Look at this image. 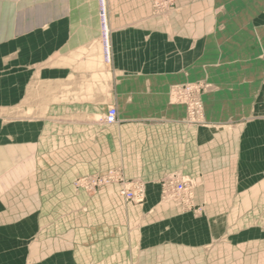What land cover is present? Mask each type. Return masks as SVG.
Wrapping results in <instances>:
<instances>
[{"label":"crops","instance_id":"obj_1","mask_svg":"<svg viewBox=\"0 0 264 264\" xmlns=\"http://www.w3.org/2000/svg\"><path fill=\"white\" fill-rule=\"evenodd\" d=\"M108 6L111 64L97 0H0V56L17 52L16 42L38 63L52 52L57 86L70 83L79 161L100 172L122 167L148 191L178 174L207 201L213 187L264 183V0H177L170 14L152 0ZM198 81L212 89L203 96L207 126L194 128L171 92ZM111 106L117 124L94 118ZM28 147L27 160L19 152L0 160V264L27 258L25 240L11 233L30 215L39 225L41 198L55 189L38 175L35 141Z\"/></svg>","mask_w":264,"mask_h":264},{"label":"rangeland","instance_id":"obj_2","mask_svg":"<svg viewBox=\"0 0 264 264\" xmlns=\"http://www.w3.org/2000/svg\"><path fill=\"white\" fill-rule=\"evenodd\" d=\"M176 2L152 0L167 14ZM44 39H51L49 33ZM100 42L103 46L101 33ZM14 46L17 52L0 56V160L11 161L18 152L27 160L28 143L35 141L38 175L48 174L56 184L41 198L40 224L30 215L21 230L11 233L27 244V258L11 264H264V183L213 187L207 201L196 181L174 174L192 182L189 202L165 194L172 174L162 178L159 189L148 191L145 184L142 202L127 199L122 182L94 190L79 187L82 178L110 172L129 183L138 178L127 179L122 167L100 172L90 169L96 163L79 161L70 83L57 86L52 52L40 54L44 60L38 63L37 55L20 53L25 44ZM211 89L198 81L172 90L171 101L185 107L187 125L207 126L203 96ZM191 103L194 121L188 117ZM106 114L94 118L105 123ZM65 177L68 183L62 182Z\"/></svg>","mask_w":264,"mask_h":264},{"label":"built area","instance_id":"obj_3","mask_svg":"<svg viewBox=\"0 0 264 264\" xmlns=\"http://www.w3.org/2000/svg\"><path fill=\"white\" fill-rule=\"evenodd\" d=\"M98 11H99V19L101 26V40L103 42V57L107 64L112 63L111 57V41H110V26L108 20V11H107V0H98ZM187 90V87L184 89ZM202 110V104L199 101L197 104V112ZM118 112L116 108H110L104 117L105 123L108 125H115L118 123ZM188 117L192 121L195 120V116L193 115V104L188 105ZM122 182L123 188L121 189V193L131 201L142 202L145 200V182L141 179H136L133 183H129L124 180L119 175L113 174L110 172V175L107 176H94L89 178H82L79 180L78 186L89 190L96 189L101 186H105L108 183H120ZM192 183V182H191ZM189 184L188 181L178 178L176 175H171L166 178L164 191L165 194L171 195L174 194L180 201L189 202L194 199L193 188Z\"/></svg>","mask_w":264,"mask_h":264},{"label":"bare ground","instance_id":"obj_4","mask_svg":"<svg viewBox=\"0 0 264 264\" xmlns=\"http://www.w3.org/2000/svg\"><path fill=\"white\" fill-rule=\"evenodd\" d=\"M108 11V10H107ZM180 86V85H179ZM111 171V170H110Z\"/></svg>","mask_w":264,"mask_h":264}]
</instances>
